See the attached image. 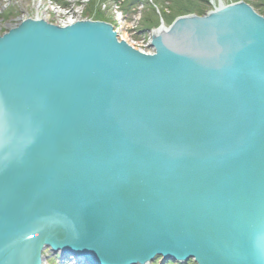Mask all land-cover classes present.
Segmentation results:
<instances>
[{"label": "water", "instance_id": "95a60500", "mask_svg": "<svg viewBox=\"0 0 264 264\" xmlns=\"http://www.w3.org/2000/svg\"><path fill=\"white\" fill-rule=\"evenodd\" d=\"M0 36V264H264V18L243 2Z\"/></svg>", "mask_w": 264, "mask_h": 264}, {"label": "rangeland", "instance_id": "374dc122", "mask_svg": "<svg viewBox=\"0 0 264 264\" xmlns=\"http://www.w3.org/2000/svg\"><path fill=\"white\" fill-rule=\"evenodd\" d=\"M61 1L65 3L66 8H62L61 4L55 3ZM90 0H0V36L5 34L8 30L15 28L22 21L26 19H43L47 23L65 26L69 20L74 21H94L90 17L84 15V9ZM151 4V0H144ZM207 1L206 11L203 16H206L210 12L218 8V4L221 6H229L239 2H243L250 6L252 9L258 5L261 10L264 11V0H205ZM108 2L111 3L110 8H106ZM107 3L100 4V11L103 10L106 21L104 22L113 27V30L118 35V39H126L130 45L136 50L144 51L145 53H151V49L146 47L148 39L150 38V32L145 35L136 36V27L140 19V13L143 11V5H139L137 13L133 16L124 15L117 11L118 6L113 0H108ZM256 10V9H255ZM254 11V9H253ZM255 12V11H254ZM157 15V10L155 9ZM256 13V12H255ZM257 14V13H256ZM186 16H194L195 14H189ZM184 16V17H186ZM183 17V16H181ZM262 17V16H261ZM180 18V17H178ZM177 19V18H176ZM162 21V20H161ZM160 22V20H159ZM164 25V23H163ZM159 26V25H158ZM165 27H168L164 25ZM156 29V28H155ZM154 30V29H153ZM145 39V40H144ZM43 264H59V261L55 260L53 255H45ZM66 262V261H65ZM66 264V263H65ZM186 264H193L191 261Z\"/></svg>", "mask_w": 264, "mask_h": 264}, {"label": "trees", "instance_id": "16d2710c", "mask_svg": "<svg viewBox=\"0 0 264 264\" xmlns=\"http://www.w3.org/2000/svg\"><path fill=\"white\" fill-rule=\"evenodd\" d=\"M118 6L117 8L124 15L133 16L137 13L139 5H143V11L140 13V19L136 27V36L145 35L159 25V20H162L164 25H170L176 18L195 14L197 17L204 15L206 11L207 1L205 0H151V4L144 0H113ZM108 0H90L84 9V15L90 17L94 21H106L104 13L100 11V4L107 3ZM61 4L62 8H66V4L61 1H56ZM111 3L108 2L106 8H110ZM157 10V15L155 13ZM254 11L264 18V11L258 5ZM256 9V10H255ZM161 259L156 258L151 264H176L172 262L160 263Z\"/></svg>", "mask_w": 264, "mask_h": 264}, {"label": "bare ground", "instance_id": "6f19581e", "mask_svg": "<svg viewBox=\"0 0 264 264\" xmlns=\"http://www.w3.org/2000/svg\"><path fill=\"white\" fill-rule=\"evenodd\" d=\"M56 3V2H55ZM218 5H221L220 3L218 4ZM117 11H120L118 8L116 9ZM216 10V9H215ZM106 11V10H105ZM105 11H103V10H101V12L102 13H104ZM119 13H121V12H119ZM34 19H38V18H34ZM38 20H43V19H38ZM75 22H78V21H75ZM74 23V21H71V20H69L68 22H67V25H65V26H69V25H71V24H73ZM56 25V24H55ZM56 26H58V25H56ZM65 26H63V27H65ZM60 27H62V26H60ZM157 29V28H156ZM155 30V29H154ZM151 31H153V30H151ZM150 31V32H151ZM159 33V31H154V34L152 35L151 33H150V37L151 36H156L157 34ZM117 39H118V35H117ZM118 40H122V41H124L126 44H128V45H130L129 43H128V41L126 40V39H124V38H122V39H118ZM145 40V39H144ZM149 43H150V38L148 39V41H147V43L145 44V46L146 47H148V48H150L149 47ZM131 47H132V45H130ZM138 51H140V50H138ZM140 52H142V53H145L144 51H140ZM151 52H152V50H151ZM150 54V53H149ZM52 255L51 254V252L49 251V249H45L44 250V252H43V255H42V263L41 264H43V262H44V260H45V255ZM56 256H58V255H56ZM156 259V258H155ZM64 260H69L71 263H73L71 260H70V258H65ZM59 261V263H60V260H58ZM61 262H64L63 260H61ZM161 262H162V260H161ZM160 262V263H161ZM69 263V262H68ZM76 263V262H75ZM74 263V264H75ZM163 263V262H162ZM70 264V263H69Z\"/></svg>", "mask_w": 264, "mask_h": 264}]
</instances>
